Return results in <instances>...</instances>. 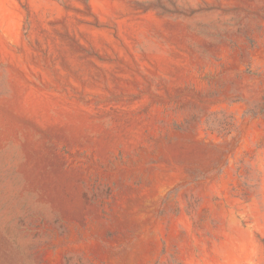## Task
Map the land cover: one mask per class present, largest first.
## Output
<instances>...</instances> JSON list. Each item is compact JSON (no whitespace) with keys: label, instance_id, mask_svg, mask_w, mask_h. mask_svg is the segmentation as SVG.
Here are the masks:
<instances>
[{"label":"rangeland","instance_id":"rangeland-1","mask_svg":"<svg viewBox=\"0 0 264 264\" xmlns=\"http://www.w3.org/2000/svg\"><path fill=\"white\" fill-rule=\"evenodd\" d=\"M0 264H264V0H0Z\"/></svg>","mask_w":264,"mask_h":264}]
</instances>
